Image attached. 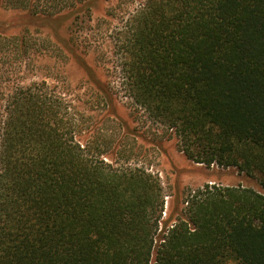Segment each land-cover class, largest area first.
Wrapping results in <instances>:
<instances>
[{
  "label": "trees",
  "instance_id": "16d2710c",
  "mask_svg": "<svg viewBox=\"0 0 264 264\" xmlns=\"http://www.w3.org/2000/svg\"><path fill=\"white\" fill-rule=\"evenodd\" d=\"M98 1L0 0L25 27L0 30V53L22 71ZM114 45L126 94L186 158L235 167L262 192L205 184L163 219L159 177L115 157L121 142L115 153L106 138L83 143L81 115L55 85L16 86L0 107V264H264V0H144Z\"/></svg>",
  "mask_w": 264,
  "mask_h": 264
},
{
  "label": "rangeland",
  "instance_id": "374dc122",
  "mask_svg": "<svg viewBox=\"0 0 264 264\" xmlns=\"http://www.w3.org/2000/svg\"><path fill=\"white\" fill-rule=\"evenodd\" d=\"M144 0H100L91 10V15L78 20L74 26L66 21L59 39L55 42L49 34V48L26 62L22 71L17 70L11 54L0 53V107L4 99L16 86L27 87L45 81L55 85L72 100L73 106L83 122L80 140L85 143L92 138L111 140L110 152L115 153L121 142L124 150L119 157L127 165H142L148 172L157 175L164 192L162 218L169 214L178 216L185 200L195 189L205 184L216 186H245L261 191L258 183L239 172L235 167L206 166L196 163L176 147L174 135L162 125L151 123L143 110L136 107L121 85L119 57L114 45L115 29L139 8ZM18 15L14 10L0 7V30L7 36L25 29L22 21L8 22V18ZM19 16V15H18ZM23 27V28H22ZM29 35L37 41L45 39L42 29L28 28ZM74 39L71 41L69 37ZM69 41L75 54H79L95 71L96 76L107 83L109 102L100 95L86 77L84 70L65 48ZM124 121V130L129 128L126 138L118 124Z\"/></svg>",
  "mask_w": 264,
  "mask_h": 264
}]
</instances>
